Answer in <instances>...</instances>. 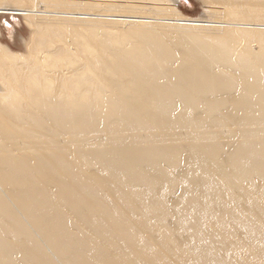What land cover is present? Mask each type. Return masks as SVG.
Instances as JSON below:
<instances>
[{
  "label": "bare ground",
  "instance_id": "bare-ground-1",
  "mask_svg": "<svg viewBox=\"0 0 264 264\" xmlns=\"http://www.w3.org/2000/svg\"><path fill=\"white\" fill-rule=\"evenodd\" d=\"M113 1L0 0V264H264V0Z\"/></svg>",
  "mask_w": 264,
  "mask_h": 264
},
{
  "label": "rangeland",
  "instance_id": "rangeland-1",
  "mask_svg": "<svg viewBox=\"0 0 264 264\" xmlns=\"http://www.w3.org/2000/svg\"><path fill=\"white\" fill-rule=\"evenodd\" d=\"M115 1L118 2L119 0ZM204 7L206 6L203 5V0H178L176 3L178 11L184 16L191 18H197L198 16L203 19L207 18L203 12ZM23 21L24 19L21 15L0 14V42L12 50L26 53L27 50L26 47L24 50V45L27 46L25 41L29 40L28 36L31 28ZM4 23H7V26ZM27 47L29 48V46Z\"/></svg>",
  "mask_w": 264,
  "mask_h": 264
}]
</instances>
